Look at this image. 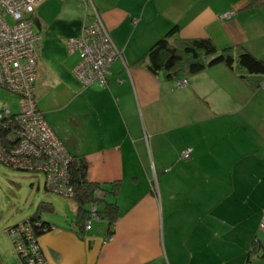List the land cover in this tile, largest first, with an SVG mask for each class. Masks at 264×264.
<instances>
[{
	"label": "crops",
	"instance_id": "1",
	"mask_svg": "<svg viewBox=\"0 0 264 264\" xmlns=\"http://www.w3.org/2000/svg\"><path fill=\"white\" fill-rule=\"evenodd\" d=\"M90 2L122 59L111 64L106 84L83 85L67 39L93 20L90 4L44 0L31 17L41 35L35 103L64 148L84 159L87 181L105 188L117 218L111 225L98 218L80 237L70 200L60 218L70 227L42 217L51 225L37 239L45 259L264 264V79L252 91L223 64L169 78L150 72L145 57L177 27L173 40L240 44L264 61V0ZM182 78L187 83L175 86ZM3 107L17 113L18 98L17 111L0 100ZM187 147L185 160L179 154ZM112 183L119 184L114 194Z\"/></svg>",
	"mask_w": 264,
	"mask_h": 264
},
{
	"label": "built area",
	"instance_id": "2",
	"mask_svg": "<svg viewBox=\"0 0 264 264\" xmlns=\"http://www.w3.org/2000/svg\"><path fill=\"white\" fill-rule=\"evenodd\" d=\"M43 1L0 0V87L15 94L19 105L17 113L0 108V163L33 174L40 173L46 191L71 198L74 188L69 165L73 157L56 138L35 103L37 45L41 35L34 31L31 17ZM83 2L90 4L93 20L82 27L77 37L67 39L69 52L77 51L79 57L73 72L83 85H104L111 64L117 58L122 59V52L90 0ZM186 83V78L174 81L175 86ZM190 153L191 148L187 147L179 156L187 160ZM98 218L97 206L92 204L85 229ZM262 219L261 225H264V215ZM6 231L13 238L24 264H49L42 256L30 223L23 222ZM108 240L111 236H107Z\"/></svg>",
	"mask_w": 264,
	"mask_h": 264
},
{
	"label": "trees",
	"instance_id": "3",
	"mask_svg": "<svg viewBox=\"0 0 264 264\" xmlns=\"http://www.w3.org/2000/svg\"><path fill=\"white\" fill-rule=\"evenodd\" d=\"M177 27L171 28L158 39L145 53L147 68L150 72L164 73L167 77L199 72L209 66L223 64L252 91L258 89L264 79V61L256 58L240 44L218 48L211 38L171 39ZM87 165L82 158L73 157L69 165L70 180L74 188L71 197L76 205L75 232L82 237L85 222L89 217L90 206H97L99 218L111 225L117 218V207L114 202L105 198V188L99 183L88 182L86 179ZM109 192L116 193L118 183L110 185ZM102 192V195L97 192ZM53 211L50 202L40 201L36 211L25 222L30 223L36 239L51 229L47 221L42 220L40 210ZM25 239V237H24ZM41 249V247H40ZM42 256L44 254L41 249ZM22 263L23 258L18 253Z\"/></svg>",
	"mask_w": 264,
	"mask_h": 264
},
{
	"label": "rangeland",
	"instance_id": "4",
	"mask_svg": "<svg viewBox=\"0 0 264 264\" xmlns=\"http://www.w3.org/2000/svg\"><path fill=\"white\" fill-rule=\"evenodd\" d=\"M6 18L11 23V20ZM16 97L0 88V100L7 101L13 111H17ZM70 200L71 198L46 191L42 174H33L0 163V264H23L14 246L13 238L8 235L6 229L29 219L40 201L50 202L53 206L52 212L40 210L43 218L70 227V222L60 221L61 217L64 219L63 215L69 214ZM93 223L95 220L92 221Z\"/></svg>",
	"mask_w": 264,
	"mask_h": 264
}]
</instances>
